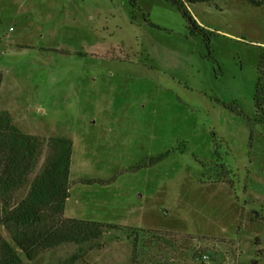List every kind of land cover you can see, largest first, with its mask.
<instances>
[{
  "label": "rangeland",
  "instance_id": "1",
  "mask_svg": "<svg viewBox=\"0 0 264 264\" xmlns=\"http://www.w3.org/2000/svg\"><path fill=\"white\" fill-rule=\"evenodd\" d=\"M184 6L202 32L167 0H0L4 125L44 142L33 177L70 139L64 218L121 229L24 264H132V229L153 264H264V5Z\"/></svg>",
  "mask_w": 264,
  "mask_h": 264
},
{
  "label": "trees",
  "instance_id": "2",
  "mask_svg": "<svg viewBox=\"0 0 264 264\" xmlns=\"http://www.w3.org/2000/svg\"><path fill=\"white\" fill-rule=\"evenodd\" d=\"M167 1L178 6L193 28L202 32L203 29L185 10L184 0ZM249 1L256 7L264 5V1ZM258 71L255 103L260 111L257 120L264 123V51ZM44 148V142L40 139L24 134L13 126H5L0 114V196L28 188L22 200L9 199L4 203L0 199V225L12 241H7L0 234V264H24L19 252L28 261H35L42 252L61 245L82 246L99 240L107 230L121 231L120 227L114 225L64 218L70 195L73 142L65 138L50 139L47 159L33 177L39 168ZM152 234L151 231L130 230L128 238L133 240L132 264H153V259L141 253L144 241ZM79 258L80 255H75L71 262Z\"/></svg>",
  "mask_w": 264,
  "mask_h": 264
}]
</instances>
